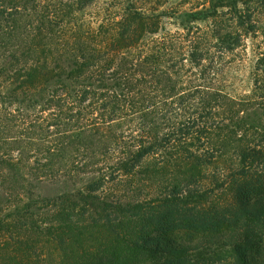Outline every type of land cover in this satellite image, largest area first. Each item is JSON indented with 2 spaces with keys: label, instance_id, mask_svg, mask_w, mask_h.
Instances as JSON below:
<instances>
[{
  "label": "trees",
  "instance_id": "16d2710c",
  "mask_svg": "<svg viewBox=\"0 0 264 264\" xmlns=\"http://www.w3.org/2000/svg\"><path fill=\"white\" fill-rule=\"evenodd\" d=\"M0 264H264V0H0Z\"/></svg>",
  "mask_w": 264,
  "mask_h": 264
},
{
  "label": "rangeland",
  "instance_id": "374dc122",
  "mask_svg": "<svg viewBox=\"0 0 264 264\" xmlns=\"http://www.w3.org/2000/svg\"><path fill=\"white\" fill-rule=\"evenodd\" d=\"M62 188H63V186H62ZM42 190H43V192L44 193H56V191H57V189H51V190H49V189H45V188H41Z\"/></svg>",
  "mask_w": 264,
  "mask_h": 264
}]
</instances>
